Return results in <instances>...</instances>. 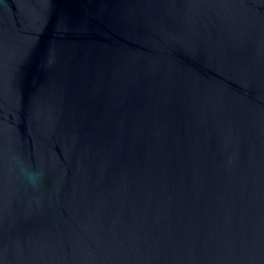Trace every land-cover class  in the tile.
<instances>
[{
  "label": "water",
  "instance_id": "water-1",
  "mask_svg": "<svg viewBox=\"0 0 264 264\" xmlns=\"http://www.w3.org/2000/svg\"><path fill=\"white\" fill-rule=\"evenodd\" d=\"M0 264H264V0H0Z\"/></svg>",
  "mask_w": 264,
  "mask_h": 264
}]
</instances>
